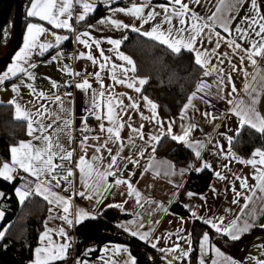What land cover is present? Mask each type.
Listing matches in <instances>:
<instances>
[{"label":"snow or ice","instance_id":"6c2138e0","mask_svg":"<svg viewBox=\"0 0 264 264\" xmlns=\"http://www.w3.org/2000/svg\"><path fill=\"white\" fill-rule=\"evenodd\" d=\"M104 2L110 5L113 0H104ZM245 4L248 5L245 13L243 16H239V10L244 9ZM75 6L81 8V12L76 16L77 23L84 22L96 8L95 0H30L27 15L37 18L39 21H44L51 27H45L40 23H29L27 25L24 45L16 53L13 62L7 67V70L0 73V85H3L5 81L13 77L19 78L21 76L26 77L28 81H35V74L30 69L36 68L37 65L32 62V56H43L50 49H59L62 43L69 39L67 35L58 34L54 30L76 31L71 23ZM197 7L203 8L204 12H198L196 10ZM262 8H264V0H167V3L156 5L152 4V0H142L141 3H136L135 0H132L130 6L112 8L110 11L113 15L101 18L95 25H87L88 29L94 30H101L97 28V25L111 26L117 30L131 28L132 31L140 32L142 35L158 41L161 45H165L175 54H180L182 50L194 53V62L202 70V76L214 77L211 82L201 78L196 85V89L188 96L187 102L181 110L180 119H187L190 109L200 111L194 103L196 100L211 106V101L205 99V97L215 96L221 100L226 99L227 103L231 105L228 111L237 118V127L229 129V132L234 133V135H229L227 132L220 133L228 141V152L224 154V148L218 140L213 145V148L216 149V155H223L225 159L231 157V159L239 163L250 165L253 169L251 179L256 182L255 184H249L247 176L241 177L236 173H232L234 179L240 182V190H237L234 184L231 188L233 192L232 203L238 204L241 198L244 199L245 203L241 207V213L248 207V203L257 191L264 193V148H255L248 159H242L231 151L234 138L240 136L245 128L264 137V114L258 109L261 94L264 93V74H262L264 73V68H261L257 60V58L264 59V11H262ZM157 9H160V11H157ZM116 13L134 17L140 21V27L135 24H126L114 18ZM158 17L159 19H157ZM152 21H155V23L152 24L151 29L141 32L143 25ZM234 22H236L235 27H233ZM222 33L227 35L225 36ZM42 37L44 39H41ZM48 37H51V39ZM75 41L89 50L88 52H79L76 59H86L93 66H98L99 68V71L89 73L90 76H94L95 82L99 84V89H93L92 83L87 77L76 81L74 84L75 88L89 94L88 107L85 111L98 121L97 129H93L88 126L87 116L81 118L82 126L79 130L83 134L80 140V148L83 154L77 161H73V151L67 150L60 143L61 133L67 135L69 140H71L72 108L70 105L72 102L70 100L66 101V98L70 97L72 93L65 92L63 96L55 94L49 96L43 91H37L34 83L25 84L24 80H21V84L12 85V91L16 96L9 100L8 104L14 107V118L26 122L27 134L32 139L20 141L17 145L11 146L10 162L0 161V178L5 181H13L20 171L29 174L37 181L34 188L30 181H26L20 187L15 188V195L21 205L24 204L29 196H42L50 205L59 207L63 213L62 215L58 214L56 217L50 216L49 219L58 218L64 221L69 228L73 227L74 224H81L85 219L96 218V215L92 212L82 208H77L73 215L72 199L75 196L95 200V203L99 205L106 198L105 193L111 194L112 188L125 185L127 195L129 197L134 196L136 203L143 207L141 204V193L130 182V179L121 178L117 176V171H113L118 160H126L134 165L139 164V160L133 159L131 155H122L126 147L136 149V154L142 158L149 147H151L152 153H155L156 145L159 144L164 135H169L173 141L188 144L189 147L193 148L198 159L201 158V150L205 147L202 141L195 143L190 141L191 132L196 127L195 124H188L187 126L182 124L181 134H174L173 121L168 123L165 131L164 124L160 121L156 111L157 105L147 97H143V100L146 106L149 107L151 117L143 116V113H141V118L155 121L159 126V134L149 133L147 134L148 138L145 139L144 125L133 127L132 123L128 122L131 121L132 117L128 115L127 109L131 108L138 111L139 104L134 101L129 105H125L121 97L126 94H116L109 91L111 86L105 85L104 78L101 76V73L108 69L111 73L110 79L114 84L134 88L137 93L141 91V88L136 86L137 78H129L127 75L129 72H136V65L131 57L118 51L122 41L108 38L107 43L113 46L108 51L116 52L118 58L126 62L130 67L111 63V58L106 56L101 48V40L93 38L87 30L77 33ZM245 43L248 44L247 48L243 46ZM222 45L231 51H220ZM93 47L99 51V57L93 54ZM233 57H238L239 65L233 62ZM62 60L63 52L56 51V54L51 56L47 63L60 62L63 72L73 77L81 75V72H73L71 66L63 64ZM246 61L247 65L252 67V72L248 71V67L245 65ZM117 72L120 73V76H117ZM233 73H242L244 75L245 84L243 91L248 97L247 101L243 98L234 97L233 94L238 93V90L233 83ZM249 77L251 79H248ZM46 79L50 78L46 77ZM138 83L143 85L146 80L139 79ZM21 85L27 87L37 97L38 101L48 100L56 104L59 110H54L48 107L47 104L38 103V106H35V112H32L26 106L21 105L16 98L19 96ZM64 86L70 87L72 84L71 82H65ZM229 86L230 91L224 94L225 89ZM51 87L52 89H58L59 85L56 81H51ZM89 90H91L90 93ZM128 99L132 100V97H128ZM66 102L69 105L68 107L65 106ZM124 115H128V121L124 120ZM201 115L209 119L210 122L217 119L207 111L201 112ZM105 121H107V125ZM58 124L60 125L59 127H57ZM126 127L130 130V133L125 138L122 136V132ZM216 127H219V125H216ZM89 133L97 134L89 135ZM137 139L144 143L138 145L136 143ZM89 140L96 143L89 144ZM89 148L93 149L91 157H88ZM104 152L107 153V157L103 154ZM153 158H149V164L145 167V171L152 167L151 160ZM56 160L67 161L69 166H65L63 163H56ZM73 163L79 172L80 184L83 190L72 192L70 196L64 197L52 189L61 187L62 182L68 185L72 184L70 178L76 174L70 166ZM192 167L190 165L189 169ZM222 167L230 171L228 164H224ZM57 169H64L66 174L62 176L55 175L54 173ZM205 169H212V165L207 161H204L200 168H195V171L201 172ZM187 170L181 169L180 174L183 175ZM213 171L217 179L228 180V177L222 171ZM173 174L175 173L173 172ZM156 175H159L158 171ZM109 177H115L113 183H109ZM21 179L24 180L25 178L21 177ZM181 186L177 185V187ZM64 191H68V188H65ZM212 191L215 193L216 189L213 187ZM120 194L124 195V192ZM187 195L191 198L195 194L189 192ZM4 197L5 193L0 191V199ZM200 199L205 200L206 198L201 196ZM125 203H127L126 200L119 204H108L106 207H115L125 211ZM185 207L188 206L185 205ZM52 211L53 209L49 208V212L51 213ZM151 214L149 213V215ZM136 215L138 216L139 214L137 213ZM191 215L194 219L201 220L204 224L210 226L220 236L227 237V240L231 241L240 240L244 234L249 233L254 227L258 226L264 229V224L257 225L255 223L254 210L249 213L253 219L252 223L247 220L241 223L239 215L227 224H225L224 217H201L195 211H191ZM4 216V211L0 210V221L4 219ZM156 223H159V221H156ZM181 223H183L182 218ZM129 225L133 227H129ZM119 227L123 228L125 232H129L133 237H138L145 243L150 244L158 252L163 253L164 255L161 259L165 261V264H174L176 261L187 260L193 251L191 234H189L188 238L179 235L183 229H177L175 233H167L164 237L153 239L152 232L154 229L140 231V229L144 228L143 222L132 220L127 222V224H120ZM7 230L8 226L0 230V240L5 237ZM53 233L62 237V242L53 240ZM173 235L185 240L188 245L187 248L179 243H174L172 247H158L161 239H171ZM71 239L63 227L50 229L47 227V222H45V231L40 235V245L34 249L32 264H57L58 261L66 260L68 258V250L71 247ZM91 251H94V249L86 250L84 255L87 256ZM103 251L105 253L112 251L115 254L127 253L128 249L117 245L111 249L106 247ZM199 252V264H206L205 257L210 252L214 253L216 257L211 259V264H221V260L225 261L226 264H240L233 258L225 256L220 248L212 243L208 232H204L199 239ZM101 259H104L103 256ZM251 259L254 264H264V259H257L256 257H251ZM76 264H87V261H81L77 258ZM105 264H117V262L109 259L105 261ZM125 264H137V262L129 253Z\"/></svg>","mask_w":264,"mask_h":264},{"label":"crops","instance_id":"0c3cea01","mask_svg":"<svg viewBox=\"0 0 264 264\" xmlns=\"http://www.w3.org/2000/svg\"><path fill=\"white\" fill-rule=\"evenodd\" d=\"M120 1H125L126 4H117V5L110 6L107 3H105L104 0H95L96 8L94 12H96L100 7H102L105 9V13L103 14V16L97 18L96 20H93L92 22H87V19H86L84 22L77 23V27L73 25V27L76 30L75 32H68L62 29L54 30V31H57L58 34L67 35L69 39L67 41H64L59 49H50L48 52L44 53L43 56H38V55L32 56V62L36 63L37 65L36 68L30 69V71H32L35 74V77H36L35 81H28L26 77L21 76L19 78L13 77L10 80L5 81L3 85H0V103H8L9 100H11L14 96H16V94L12 91V85L21 84V80H24L25 84L34 83V86L37 89V91H43L49 96L55 94V90H56V89H52L51 81H56L58 85L59 84L65 85V82H71L72 84L73 76L61 70L60 62L54 61L52 63H47V61L51 59V56L56 54V51L63 52L62 63L70 65L73 72L75 69L76 70L86 69V71L91 72V73H94L95 71H99L98 66H93L90 61L86 59H76V56L78 55L79 52L89 51L88 49L84 48L83 45H80L75 41L76 34L79 32L85 31V30L89 31L93 38L101 40V48L104 50L105 55L111 58V63L117 64V65L123 64L126 67H130L126 64V62L118 58L116 52L108 51V49L112 48L113 46L107 43V39L111 38V39H117V40L122 41L125 36V32L132 31L131 28L117 30V29L112 28L111 26H106V25H97V28L101 30H94V29L87 28L88 24L95 25L96 22L100 20L101 18L113 15L110 9L128 7L130 6L132 2V0H120ZM135 2L141 3L142 0H135ZM162 3H167V0H152L153 5L162 4ZM29 6H30V2L26 6V11H25L26 25L22 29V37H21L20 45L14 52L10 61L3 68H0V73L7 70V67L13 62V58L15 57L16 53L19 52L20 49L23 47L24 37L26 35L27 25L29 23H40V24H43L45 27H49V28L51 27L50 25H47V23L44 21H39L37 18L29 17L27 15ZM247 7L248 5L245 4L244 9L239 10V16L244 15ZM196 10L201 13L204 12V9L201 7H197ZM157 11H160V9H157ZM262 11H264V8H262ZM94 12H92L91 14H93ZM73 13H74V10H73ZM114 18L119 19L126 24H129V25L135 24L137 27H140V21L136 20L134 17L126 16L123 13H116L114 15ZM157 19H159V17ZM154 23L155 21H152L149 24L143 25L141 32L145 30H150L152 24ZM235 23L236 22L233 23V27H235ZM220 31L222 32V30ZM137 33L141 34L140 32H137ZM222 34L225 36L227 35L224 33ZM48 38L51 39V37H48ZM41 39H44V37H42ZM8 43H11V46H13L14 44L12 40ZM122 44L123 42H121V45L118 51L123 53L126 56L131 57L129 54H127L122 49ZM243 46L247 48L248 44L245 43ZM92 51L94 55L99 57L98 50H96L93 47ZM220 51H231V50L224 48L222 45V48L220 49ZM192 54L194 56V53ZM131 59L134 61L132 57ZM257 60L261 68H264V59L257 58ZM233 62L239 65L238 57H233ZM245 65L248 67L249 72L253 71L252 67L247 65V61L245 62ZM127 75L129 78L131 77L137 78L136 86L141 88V91L139 93H137L134 88H127L125 85L114 84V82L110 79L111 73L108 69H106L104 72L101 73V76L104 78L105 85L111 86L109 88V91H112L116 94H119V93L126 94L125 96L121 97L124 100L125 105H129L135 101L140 106L138 111L131 109V108L127 109V113L128 115H131L132 119L131 121H128V115H124V120L128 121L129 123H132L133 127H139V125L143 124L144 125L143 131L146 133L145 139L148 138L147 134L149 133L159 134V126L156 124L155 121L144 120L141 118V113H143V116L151 117V112L149 110V107L146 106V103L143 100V97H147L155 105H157L156 111L158 113L157 102L154 99L147 96L146 94H143L142 92L143 87L148 81V77L138 75L136 72L135 73L129 72ZM232 75H233V83L235 84L238 90V93L233 94L234 97L243 98L245 101H247L248 97L245 95L243 91L244 84H245L244 75L242 73H233ZM117 76H120L119 72H117ZM46 77L50 79H46ZM201 78L209 82H211L214 79V77H203L201 74L195 86L193 87L191 93L196 89V85L201 80ZM88 79L90 83H92L93 89H99V84L95 82L94 76ZM139 79H145L146 83L143 85H140L138 83ZM248 79H251V77H249ZM213 91H215V89H213ZM228 91H230V86L225 89L224 94H226ZM90 92L91 90H89V93ZM59 95L63 96V94H59ZM128 97H132V100H129ZM16 98L19 100L21 105L26 106L32 112H35L36 110L35 106H38V103L47 104L48 107L54 110H57V111L59 110L56 104L51 103L48 100L38 101L37 97L34 96L30 92V90L23 85H21L19 96H17ZM205 99H208L211 101V106L202 103L200 100L194 101V103L196 104L197 108L200 109V111H193L190 109L187 114L188 118L185 120L180 119L181 112L177 117H161L158 113L160 121L164 124L165 131L167 129L168 123L174 121L173 123V133L174 134H181L182 124L185 126H187L188 124L196 125V127L193 129L198 130L201 136L199 138H193L192 136H190V141L192 143H195L197 141H202L205 144V147L201 150L200 159L196 157L195 152L192 147H189L188 144H185L183 142H177V141H174L176 142L177 145L178 144L183 145L189 148L194 153V157L190 162L186 164H177L171 157H169V155H167V152L157 151V147L159 144L156 145V151L154 154L152 153L151 147H149L142 158L136 154V149L126 147L122 155L123 156L131 155L133 159L139 160V164L134 165L132 163H129L125 171V175L119 176V177L130 179V182L141 193V197H142L141 204L143 205V207L139 206L136 203V198L134 196L129 197L127 195L126 186L121 185L118 188L117 187L112 188L111 194L105 193L104 195L106 198L103 200V203L99 205L95 203V200H88V199L81 198L79 196L73 197L72 199L73 215L75 214V211L77 208H82L88 212H92L94 215H96V217H98L106 208H108L106 207L108 204H119L126 200L127 203L124 204L125 211H121V209L119 208L118 209L122 213L127 214L128 217L120 220L118 222V227L120 224H127V222L132 221V220L143 222L144 228L140 229V231H148L150 229H154V231L152 232L153 239H155L156 237H164L167 233H175L177 229H183V231L180 232L179 235L188 238L189 234H191L190 238L192 240V249H194L193 228L196 224L194 221H199L201 223L203 222L201 220L194 219L191 215V211H195L197 215L201 217H208V218L224 217L225 224H227L229 221L235 219L237 215L240 216L241 223L245 220H247L249 223H252L253 219H252V216L249 215V213L254 210L255 216H256L255 223L257 225L264 224V193L257 191L255 196H253L252 200L248 203V207L244 209L243 213H241V207L245 203L243 198L240 199L238 204L232 203L233 192L231 191V188L233 187V184L237 188V190H240V182L234 179L232 173H236L240 175L241 177L247 176L249 178V184H255L256 182L251 179V175L253 172L252 167L250 165L239 163L236 160L231 159V157H229V159H225L223 155H216L215 154L216 149L213 148V145L218 140L219 143L224 148V154H227L228 152V148H229L228 141L224 136H221L220 133L227 132L229 135H234V133L229 132V129H235L237 127V118L231 115L228 111L231 105L227 103L226 99L221 100V99L216 98L215 96L205 97ZM68 100L72 102L70 105V107L72 108L71 140H69V137L67 135H64L63 133H61L60 143L67 150L73 151V157H75V161H77L79 157L83 154L80 148V140L82 139V135H83L79 130L82 126L81 118L87 116L88 126L93 129H97L98 121H96L94 116H90L85 111V109L88 107L89 94L82 92L81 90L75 88L74 86V92L72 93L70 97L66 98V101ZM65 106L66 107L69 106L67 102ZM258 109L262 114H264V93L261 94L260 102L258 104ZM205 111L210 112L212 116L216 117L217 119L211 120L210 122L209 119H206L205 117L201 115V112H205ZM214 111L218 115H215ZM105 124L107 125V121H105ZM216 125H219V127H216ZM59 126L60 125L58 124L57 127ZM25 130H26L25 137L20 141H29L32 139L27 134L26 122H25ZM76 132L78 136L76 139H74V134ZM129 133H130V130L127 129L126 127L124 131L122 132V136L126 138ZM95 134L97 133H89V135H95ZM164 137H167L169 141L172 140L169 135L162 136V138ZM235 139L236 137L234 138V141ZM88 143L94 144L96 142L89 140ZM136 143L140 145V144H143L144 142L137 139ZM233 143L231 145L232 153H234L236 156L242 159H248L251 157L250 155L248 158H244L238 153H236L235 150L233 149ZM17 144H14V145H17ZM103 154L107 157L106 152H104ZM91 155H93V149L89 148L88 157H91ZM150 157H154L151 160L152 167H150L148 171H145V167L148 166L149 164ZM7 161L10 162V156ZM57 161L58 160H56L55 162L57 163ZM204 161H207L212 165V169H208L212 171L213 173V179L211 181V184L208 190L205 193L192 192L195 195L192 196L191 198H189L188 195L186 194L184 197L178 200L179 192L182 186L184 185L188 175L190 174L191 171H195V168H200ZM224 164H228V169H230V171L222 167ZM190 165L193 166L191 169H189ZM181 169H188V170L185 171L183 175H181L180 174ZM213 170L222 171V173L228 177V180L222 181V180L217 179V177L214 175ZM157 171L159 172V175H156ZM74 172L76 174L70 178L72 180L71 185H68L67 183L62 182L61 187L53 188L52 190L64 197L70 196L72 192L82 191L83 188L80 184L79 172L76 168ZM173 172L175 174H173ZM21 177H24L25 179L22 180ZM16 179L17 181H16V186L14 187V196H15L16 202L19 205H21L18 201V198L15 195V188L20 187L26 181L32 182V187L34 188L35 183H37V181L35 180L34 177L30 176L27 173H24L23 171H20V174L19 176L16 177ZM114 179L115 177H109V183H113ZM177 185H182V186L177 187ZM213 187L216 189L215 193L212 191ZM65 188H68V191H64ZM121 192H124V195H121L120 194ZM201 196H204L206 199L205 200L200 199ZM39 197L44 199L42 196H39ZM1 203H2V199H0V210H3L4 213L6 214L4 210V206ZM175 203H178V204L174 208L173 206L175 205ZM48 205H49V208L53 209V211L49 213V216L46 220L47 227L50 229H59L63 227L67 231L68 236L72 238L71 247L68 250V254H69L70 250L72 249L74 240L76 241L75 229L79 224H74L73 227L69 228L67 224L64 223V221L58 218L49 219L50 216L56 217L58 214L62 215L63 213L59 207H54L53 205H50L49 203ZM185 205H187L188 207H185ZM182 209L186 210L188 214H184L183 212H181ZM97 213L99 214L97 215ZM137 213L139 214L138 216L136 215ZM149 213H152V214L149 215ZM181 218L183 219V223H181ZM3 221L4 219L0 221V230H3L5 227V226L1 227V224ZM156 221H159V223H156ZM6 226H9V224H7ZM129 227H133V226L129 225ZM119 228L123 230V228L121 227ZM208 229L209 230H205V232L209 233V236L211 239V233L215 231L211 229L210 226H208ZM256 229H260V230L254 232L241 245V247L239 248V250L236 251L235 254L228 253L227 251L222 249L212 239L211 241L213 244L216 245V247L220 248V250L225 254V256L233 258L234 260L240 262V264H254V261L251 259V257H256L257 259H264V247H261V246H264V229L257 226V227H254L251 231L256 230ZM44 231H45V228L41 233H43ZM126 233L130 235L129 232H126ZM52 238L53 240L57 242H62L63 240L62 237L56 236L55 233H53ZM135 238L139 239L138 237H135ZM174 243H179L181 244V246L185 248H187L188 246L186 242H184V240L179 239L177 235H173L171 239H167V240L161 239L160 243L158 244V247H172ZM39 245H40V237H39L38 245L36 247H38ZM117 245L126 247L128 249V252L114 254L112 251H109L107 253L103 251L106 247L111 249L113 246H117ZM148 245L150 246V244ZM156 252L160 255V257L164 255L163 253L158 252L157 250ZM129 253L131 254L132 257H134L128 245L124 243H119V242H109L102 246L98 257H96L95 259H90L87 257L79 258V259L81 261H87V264H105V261L109 259L116 261L117 264H125V261L127 260ZM196 254H197V257L193 264H199L200 253H199L198 247H197ZM102 256L104 258L103 260L101 259ZM208 256H210L211 259L216 258L215 254L211 252L208 254ZM208 256L205 257L206 264H211V259L208 262ZM169 259H171V257H169ZM187 259H189V257ZM33 260H34V255H33L31 263L33 262ZM184 261L185 260H181V262L183 263ZM221 264H226V262L221 260Z\"/></svg>","mask_w":264,"mask_h":264},{"label":"trees","instance_id":"16d2710c","mask_svg":"<svg viewBox=\"0 0 264 264\" xmlns=\"http://www.w3.org/2000/svg\"><path fill=\"white\" fill-rule=\"evenodd\" d=\"M30 0H21L22 29L26 25L25 11ZM16 0H0V49L4 43L14 42V19ZM105 9L100 7L88 16L87 22H92L103 16ZM122 49L135 61L136 73L147 76L148 81L143 87V94L154 99L158 104L161 117H177L187 101L193 87L202 74V70L194 62L192 53L182 50L180 54L173 53L165 45L147 38L135 31L125 32ZM5 65L1 66L3 68ZM25 122L14 118V107L8 103H0V161H7L10 148L25 137ZM255 148H264V137L247 128L236 137L233 149L244 158H248ZM158 152H167L177 164L190 162L194 153L183 145L167 137L162 138ZM213 179L212 171L205 169L201 172L191 171L182 186L178 200L189 192L205 193ZM17 179L5 181L0 178V190L5 193L2 202L6 212L1 227L8 226L5 237L0 240V264H32L34 249L38 245L41 232L49 216L48 203L38 195L29 196L23 205H19L14 196ZM179 203V202H178ZM178 203H175L174 208ZM181 212L188 214L186 210ZM128 215L118 208H106L95 219H87L75 229L76 259L98 257L102 246L109 242L124 243L129 246L138 264H165L160 255L143 241L127 234L118 227V222ZM193 228V245L186 264H193L197 257L199 239L208 226L199 221ZM244 235L238 241L227 240L219 234L211 233V239L230 254H235L241 245L256 231ZM227 240V242H226ZM88 249H94L84 255ZM151 257V259H149ZM73 250L68 258L57 264H73Z\"/></svg>","mask_w":264,"mask_h":264},{"label":"built area","instance_id":"2783aa9c","mask_svg":"<svg viewBox=\"0 0 264 264\" xmlns=\"http://www.w3.org/2000/svg\"><path fill=\"white\" fill-rule=\"evenodd\" d=\"M117 4H126L125 1H120V0H113V2L110 4L111 5H117ZM109 5V4H108ZM81 12V8L79 6H75L74 8V13H73V19H72V24L77 27V22H76V16L77 14ZM74 72H81V75L80 76H77V77H73L72 79V86L70 87H65L64 84H59V87L58 89L55 90V94L56 95H59V94H64L65 92H71L73 93L74 92V84L76 81H80L82 80L84 77H87V78H90V77H93V76H90L89 73L91 72H88V71H85V70H74ZM214 114L215 115H218L215 111H214ZM78 136L77 132L74 134V139H76ZM191 136L193 138H199L201 136L200 132L196 129H193L192 132H191ZM73 161H75V157H72ZM57 163H63L65 166H69L68 165V162L67 161H60L58 160ZM128 162L126 160H118L117 161V164L116 166L114 167L113 171H117V176H123L125 175V171L128 167ZM72 168H73V171L75 170V164L73 163L72 165H70ZM20 172L16 175L19 176ZM55 175L57 176H62V175H65L66 174V171L64 169H57V171L54 173ZM185 242V240H184ZM76 241L74 240V243H73V246H72V250H73V256H74V259H73V264H76ZM211 257L208 256V262L210 261ZM174 264H185L181 261H176L174 262Z\"/></svg>","mask_w":264,"mask_h":264},{"label":"water","instance_id":"95a60500","mask_svg":"<svg viewBox=\"0 0 264 264\" xmlns=\"http://www.w3.org/2000/svg\"><path fill=\"white\" fill-rule=\"evenodd\" d=\"M22 4L21 0H16V10H15V19H14V44L8 53L2 57H0V67L6 65L10 59L12 58L14 52L20 45L21 37H22ZM3 206L7 204L5 202L2 203Z\"/></svg>","mask_w":264,"mask_h":264},{"label":"rangeland","instance_id":"374dc122","mask_svg":"<svg viewBox=\"0 0 264 264\" xmlns=\"http://www.w3.org/2000/svg\"><path fill=\"white\" fill-rule=\"evenodd\" d=\"M11 43H4V45L1 47L0 49V57L6 55L8 53V51L11 49ZM3 203V202H2ZM1 203V204H2ZM198 249H199V245H198ZM200 253V252H199Z\"/></svg>","mask_w":264,"mask_h":264}]
</instances>
